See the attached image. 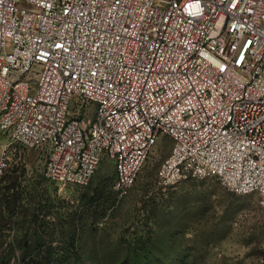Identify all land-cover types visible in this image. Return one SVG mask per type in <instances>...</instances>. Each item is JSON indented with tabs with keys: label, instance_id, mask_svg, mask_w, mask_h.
Here are the masks:
<instances>
[{
	"label": "built area",
	"instance_id": "1",
	"mask_svg": "<svg viewBox=\"0 0 264 264\" xmlns=\"http://www.w3.org/2000/svg\"><path fill=\"white\" fill-rule=\"evenodd\" d=\"M0 129L58 184L108 158L122 195L168 138L162 185L264 204V0H0Z\"/></svg>",
	"mask_w": 264,
	"mask_h": 264
},
{
	"label": "rangeland",
	"instance_id": "2",
	"mask_svg": "<svg viewBox=\"0 0 264 264\" xmlns=\"http://www.w3.org/2000/svg\"><path fill=\"white\" fill-rule=\"evenodd\" d=\"M171 148L160 138L122 195L108 158L88 185L58 184L40 149L0 129V264H264L260 194L216 177L162 185Z\"/></svg>",
	"mask_w": 264,
	"mask_h": 264
},
{
	"label": "trees",
	"instance_id": "3",
	"mask_svg": "<svg viewBox=\"0 0 264 264\" xmlns=\"http://www.w3.org/2000/svg\"><path fill=\"white\" fill-rule=\"evenodd\" d=\"M23 261H24V260H23ZM23 261H22V262H23ZM20 264H21V263H20ZM23 264H29V262H28V263H23ZM37 264H39V263H37Z\"/></svg>",
	"mask_w": 264,
	"mask_h": 264
}]
</instances>
